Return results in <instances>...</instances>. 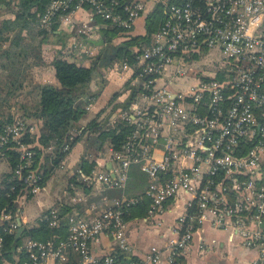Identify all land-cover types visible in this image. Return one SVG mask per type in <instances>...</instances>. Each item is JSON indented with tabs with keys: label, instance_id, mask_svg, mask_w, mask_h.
<instances>
[{
	"label": "built area",
	"instance_id": "obj_1",
	"mask_svg": "<svg viewBox=\"0 0 264 264\" xmlns=\"http://www.w3.org/2000/svg\"><path fill=\"white\" fill-rule=\"evenodd\" d=\"M147 1L50 0L39 21L71 34L63 52L79 63L99 50L78 37L98 40L105 25L97 18L129 33ZM163 6L165 16L149 43L135 50L132 64L123 59L121 65L132 70L129 84L143 91V105L120 109L114 119L130 125L131 133L79 175L100 199L76 192L61 206L71 208L65 214L58 207L41 213L37 223L49 228L60 229L64 221V235L39 240L22 233L8 255L0 236V264H160L163 257L171 262L190 246L194 220L207 218L232 220V234L247 246L258 243L264 264V0H179ZM80 11L87 12L86 20L77 18ZM11 116L0 131V160L7 162V150L17 152L11 171L22 185L17 203L40 190L33 142L23 140L40 134L35 120ZM45 149L51 153L54 146ZM68 149L66 143L62 151ZM131 165L147 180L144 221L158 223L168 200L184 198L185 210L163 246H152L141 260L122 261L130 251L125 216L138 199L102 193L123 191ZM0 226L15 235L23 228L19 211H0Z\"/></svg>",
	"mask_w": 264,
	"mask_h": 264
},
{
	"label": "trees",
	"instance_id": "obj_2",
	"mask_svg": "<svg viewBox=\"0 0 264 264\" xmlns=\"http://www.w3.org/2000/svg\"><path fill=\"white\" fill-rule=\"evenodd\" d=\"M50 0H0V8L3 6L9 10L11 17L0 19V131L10 123V113H3V105L9 104V97L14 95L16 90L23 86L27 76L29 61L33 60L38 65L41 59V47L54 34L57 24L52 23L49 29L39 28V16L46 8ZM179 0H168L173 3ZM164 6L156 4L152 11L145 18V34L130 36L122 42L123 45L110 44L115 35L128 36L129 33H122L117 27H112L101 21L105 26L100 33V39L109 42V48L115 51L117 57H122L127 63L134 62L136 51L133 48L141 49L149 43L150 34L155 31L164 18ZM55 83H41L36 85L38 99L33 104V109L22 104V114L28 118H36L38 126L42 124L41 134L37 136L38 143L32 147L34 151L33 169L41 178L38 181L40 186L44 185L50 177L51 172L58 166L66 154L62 147L68 143L69 148L79 139L80 136L69 139V131L74 122L78 121L85 112V106L96 96V93H88L87 87L92 82H100V72L97 71L98 63L91 61L86 67L70 58H54ZM87 129L96 132L100 141L108 140L114 149H118L125 142L131 133V126L122 121H115L111 125L102 121L90 122ZM25 142H33L28 135L23 138ZM52 143L54 150L49 153L45 147ZM7 164L9 172L3 174L0 180V211L14 214L19 209L15 201L22 185L12 174L13 168L18 162L17 152L13 149L7 150ZM93 164L81 162V172L87 174ZM147 181L146 176L140 171L137 165H131L127 186L122 193L134 196L138 201L129 207L126 220L141 218L146 215L149 199L144 195ZM104 195L120 196L121 191L110 189ZM98 198V197H97ZM71 208L61 209L65 214ZM66 224L62 221L60 229H52L46 224L37 223L36 226L25 230V234L33 238L44 240L59 233L64 235ZM0 236L3 238L4 255L10 254L15 242V235L3 232L0 226ZM127 257L123 256L122 261Z\"/></svg>",
	"mask_w": 264,
	"mask_h": 264
},
{
	"label": "crops",
	"instance_id": "obj_3",
	"mask_svg": "<svg viewBox=\"0 0 264 264\" xmlns=\"http://www.w3.org/2000/svg\"><path fill=\"white\" fill-rule=\"evenodd\" d=\"M167 1L168 0H148L147 6L141 16L135 19L130 34L128 36H122L120 34L115 35L110 44L123 45L122 42L130 38V36L144 35L146 16L152 11L156 4L160 3L163 5V3ZM87 16V12L80 11L77 18L82 21L86 20ZM96 22L100 23L99 20H96ZM49 37L53 42L60 43L55 45L56 47L54 49L49 47V39L43 44L41 64L38 66V68H40L37 69L36 73L39 75H36L34 78L36 82L34 84V90L38 84L55 83L52 61L54 58H67L63 51H66V47L69 46L71 34L57 27L55 33L50 34ZM78 37L82 42L96 45L99 49L95 52V55L83 57L79 62V64L86 67L90 66L92 60H94L95 64L98 63L99 66L97 67V71L100 72V82L96 83L92 81L87 87L88 93H96V96L85 106V112L78 121L74 122L72 129L68 133L69 137L72 138L80 136L79 139L68 149L58 166L52 170L46 183L40 187L38 193L23 195L18 198L17 207L19 209V218L23 225L20 234L25 233L26 229L36 226L43 211L55 207L62 209L61 206L65 205L66 201H68L67 199L70 198V196H74L76 192H83L86 195L91 194L90 199L92 200L95 198L98 200L100 199L101 195L99 197L97 188L79 177L82 173L81 162L84 160L86 164H93L92 168L96 167L95 161L103 162V160H105L106 156H104V154L107 153L111 144L108 140L100 141L97 138V133L87 129V125L92 121L95 123L102 121L104 124L111 125L115 122L114 119H116V115L120 109L130 110L133 104L137 107L144 104L142 99L143 91L139 87L129 84L132 70L122 69V57H117L115 54L114 58L109 62L101 63L102 59L105 58L104 52L111 53L113 51L109 48V42L100 38L96 40L93 37ZM133 49L136 50V48ZM68 58L73 59L74 56L69 54ZM132 90V96L128 100L126 107L121 108V105L129 97ZM37 99L38 97L35 96V100ZM31 119L38 122L36 118ZM41 125L42 124H40V126ZM40 126L38 127L41 128ZM37 143V136H34L33 145ZM156 150L155 154H160L161 150ZM108 164L109 163L106 164L107 168L110 167V164L109 166ZM8 172L9 166L7 162L0 160V180L3 174ZM50 180L52 181V188L50 187L48 190L47 184ZM54 188L59 189V197L54 196ZM94 191L96 193H94ZM43 192L47 193L51 203H47L38 198ZM103 193L102 195H104ZM183 210H185L184 198L168 200L165 203V211L161 215V220L158 223L146 222L143 219L144 216L127 220L126 233L130 243V251L126 259L129 258L135 261L141 260L152 246H163L177 215L183 212ZM191 213H194V211H191ZM193 223L195 233L190 246L184 249L183 253L178 255L171 262H168L166 258L163 257L160 264L260 263L259 258L263 253L261 251V246L258 243H256V245L247 246L242 242L240 236L235 233L232 234L234 232L232 220H230L228 224L223 221L216 222L207 218L201 221L194 220ZM262 226L264 228V223Z\"/></svg>",
	"mask_w": 264,
	"mask_h": 264
},
{
	"label": "rangeland",
	"instance_id": "obj_4",
	"mask_svg": "<svg viewBox=\"0 0 264 264\" xmlns=\"http://www.w3.org/2000/svg\"><path fill=\"white\" fill-rule=\"evenodd\" d=\"M8 17H11V14L9 12V10H7V8H5L4 6L2 8H0V19L1 18H8ZM39 28H42L41 24H39ZM50 43L49 44V47L50 48H55L56 46L55 45H58L60 42H53L52 39H49ZM52 41V42H51ZM43 48V45L41 47V50ZM68 49V47H66V50ZM48 51V50H46ZM50 52V51H49ZM42 58V57H41ZM44 58V57H43ZM36 62H34L33 60H30L29 61V67H28V70H27V76L25 78V80L23 81V86L22 88H20L19 90H16V92L14 93V95L10 96L9 97V101L7 105H3V113H10V117L12 118V113L13 114H22V108L21 106H23L22 104H25L29 107V109H33V104L35 103V96L38 97V93L37 91L34 90V84L36 83L34 78L36 77V75H39V74H36L37 73V69L38 66H40L41 64V59L38 63V65H35ZM208 68V67H207ZM40 71V70H39ZM39 134H41L42 132V127L38 129L37 131ZM147 181V180H146ZM47 189L49 190L50 187L52 188V181L50 180L47 184ZM127 186V185H126ZM126 188V187H125ZM125 188L123 189L122 192H124ZM55 190V194L54 196L55 197H59L60 193H59V189H56L54 188ZM124 194L125 196H129L127 195L126 193H122ZM113 197H119V196H113ZM39 199L47 202V203H51L50 202V199L47 195V193L43 192L42 194H40L38 196ZM94 201H97L98 202V199H93Z\"/></svg>",
	"mask_w": 264,
	"mask_h": 264
},
{
	"label": "water",
	"instance_id": "obj_5",
	"mask_svg": "<svg viewBox=\"0 0 264 264\" xmlns=\"http://www.w3.org/2000/svg\"><path fill=\"white\" fill-rule=\"evenodd\" d=\"M114 56H115V51H112L111 53H107V52L105 51V52H104V57H105V58L102 59L101 63H107V62H109L110 60H112V59L114 58ZM132 93H133V90L130 92V95H129V97L126 99V101L121 105V108H125V107H126L128 100H129V99L131 98V96H132ZM108 166H109V164H108ZM22 229H23V228H20V229L16 232V234H15V240L18 239V237H19V235H20Z\"/></svg>",
	"mask_w": 264,
	"mask_h": 264
}]
</instances>
